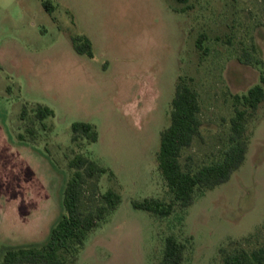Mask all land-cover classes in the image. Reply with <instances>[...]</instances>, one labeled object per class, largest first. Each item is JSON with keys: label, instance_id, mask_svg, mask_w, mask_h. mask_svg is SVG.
<instances>
[{"label": "rangeland", "instance_id": "rangeland-1", "mask_svg": "<svg viewBox=\"0 0 264 264\" xmlns=\"http://www.w3.org/2000/svg\"><path fill=\"white\" fill-rule=\"evenodd\" d=\"M200 33L204 51L195 47ZM78 36L91 41V57L74 50ZM262 70L264 0H0V255L42 243L62 213L68 157L81 150L70 139L75 121L96 126L97 141L84 139L82 152L114 173L87 180L82 208L101 203L108 188L121 195L76 264H157L168 234L186 242L183 264H219L229 241L256 242L264 236V102L227 182L165 218L132 201L168 198L155 152L177 76L190 77L199 96L200 133L180 157L195 168L225 146L231 94ZM37 103L53 111L46 128Z\"/></svg>", "mask_w": 264, "mask_h": 264}, {"label": "trees", "instance_id": "trees-1", "mask_svg": "<svg viewBox=\"0 0 264 264\" xmlns=\"http://www.w3.org/2000/svg\"><path fill=\"white\" fill-rule=\"evenodd\" d=\"M177 1L186 3L188 0ZM43 5L47 11H51L49 2ZM205 38L204 33L196 38L195 47L198 50H205ZM72 45L78 54L92 56V43L87 37L73 38ZM263 102L264 70L260 71L258 82L245 92L231 94L233 114L229 119L228 139L225 146L219 149L218 155L195 168L184 167L180 161L182 151L199 135L202 121L199 115V96L192 85V79L178 75L170 101L168 124L159 132V144L155 152L156 169L166 187L168 198L134 200L132 206L148 212L152 217L165 218L177 209L185 210L191 206L197 194H204L227 182L245 161L251 139L247 124ZM33 111L42 128H46L44 120L53 116L52 109L37 103ZM25 113L24 107L21 119ZM27 132L33 135L34 131L29 128ZM70 139L81 150L74 151L68 157L67 167L70 171L62 190V213L42 243L6 247L0 255V264H76L90 233L120 204L121 195L108 188L101 194V203L93 209L82 208L87 180L106 172L113 177L114 173L82 152L84 139L87 144L98 139L94 124L87 121L73 122ZM253 236L231 240L220 247L219 264H264V236L252 242ZM186 250L185 241L174 234H168L164 238L157 264H183Z\"/></svg>", "mask_w": 264, "mask_h": 264}]
</instances>
